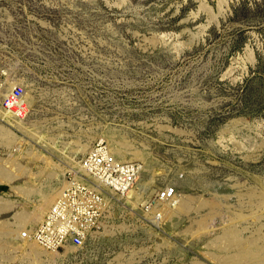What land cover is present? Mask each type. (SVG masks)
Wrapping results in <instances>:
<instances>
[{
    "label": "rangeland",
    "instance_id": "374dc122",
    "mask_svg": "<svg viewBox=\"0 0 264 264\" xmlns=\"http://www.w3.org/2000/svg\"><path fill=\"white\" fill-rule=\"evenodd\" d=\"M0 68L29 102L22 120L0 122V159L33 173L0 184V230L34 229L16 215L40 222L97 140L143 165L144 202L175 190L149 215L138 197L115 200L83 247L53 258L0 233V264H230L240 246L264 255V0H0ZM182 197L188 212L156 217Z\"/></svg>",
    "mask_w": 264,
    "mask_h": 264
},
{
    "label": "built area",
    "instance_id": "2783aa9c",
    "mask_svg": "<svg viewBox=\"0 0 264 264\" xmlns=\"http://www.w3.org/2000/svg\"><path fill=\"white\" fill-rule=\"evenodd\" d=\"M10 80L6 70L0 68V112L5 118L22 120L27 114L24 88L16 85L9 89ZM141 172L140 162L117 160L104 140L95 141L81 157L80 165L66 170V184L42 221L32 230H23L21 238H32L48 250L83 247L91 233L101 229L113 200L127 197ZM174 195V187L167 186L156 198L151 196L144 202L143 212L149 215ZM156 217L160 218L158 210Z\"/></svg>",
    "mask_w": 264,
    "mask_h": 264
},
{
    "label": "bare ground",
    "instance_id": "6f19581e",
    "mask_svg": "<svg viewBox=\"0 0 264 264\" xmlns=\"http://www.w3.org/2000/svg\"><path fill=\"white\" fill-rule=\"evenodd\" d=\"M9 76L11 78V80L9 81V87H8L9 89L13 88L16 85H23V84L19 83L18 81L13 80L10 74H9ZM24 97H25V100H26L27 112H28L29 111V102L27 100V90H26V88L24 89ZM1 114H2V112H0V122L1 123H5L6 122V119H9V118H5ZM18 120L19 119H12V121H15V122L18 121ZM104 141L107 143L106 140H104ZM107 145H108V143H107ZM108 147H109V145H108ZM109 150H110V148H109ZM81 151H87L88 152L89 151V148H87L86 145H82ZM111 151L112 150H110V153H111ZM114 151L119 156H122L123 155V152L119 148H115ZM41 159H42V157H41ZM139 159L142 160L141 158H139ZM143 162H145V161H143ZM74 165L75 166H79L80 165V161L79 162H75ZM70 167H73V166H70ZM142 171H143V165H142ZM24 173L26 175H33L32 172H29V171L21 168L20 166H16V167L13 166V164L11 163V161H9L8 159H0V184H9L10 185L16 176H18L19 174H24ZM65 174H66V172H65ZM141 174H142V172H141ZM141 174H140V176H141ZM139 179H140V177H139ZM65 184H66V178H65ZM65 184H64V186H65ZM64 186H62V188H64ZM138 186H140V182L138 183ZM62 188L60 189V191L58 192V194L56 196L52 197L50 200H47V206L44 207V205H43V206H41L39 208L40 209L39 217L41 219H43V216L49 210V208L53 204V202L57 199V197L59 196ZM12 189H15L16 191H18L15 187H12ZM158 195H155L153 197L156 198ZM132 196H134L135 198L138 197V194H137V191H136V186L134 188H132V190L128 193L127 197L122 198V199L120 198V199H117V200H125V202H128V201L131 200V197ZM177 197H179V196H177ZM172 200H174V198ZM172 200H169V201H172ZM113 201H115V200H113ZM169 201H164V202H169ZM262 201H264V200H262ZM141 203H144V201H143L142 198H139V199H137L134 202V204H136V205L137 204L140 205ZM161 203H163V202H161ZM174 206H175L174 209H171V207L170 208H167L164 215H163V212H161V214H159L161 216L160 219H161L162 222L164 221V217H165V219L166 218L172 219L173 216L175 215V213L173 211L175 209H176V211L178 213H186V212H188L190 210V205H189V202H188V198L187 197L180 198L179 201H177V203ZM16 219L19 220V222L20 221L23 222L24 224L32 223V224L35 225V227H37V225L42 221L41 220L40 222H38L39 220L37 219V216L35 214H33V215L31 214L30 215V214H21V213H18L16 215ZM152 220H154L153 222L155 224H158L159 223L156 220L155 217L154 218L152 217ZM24 229L25 228H24V225H23L20 228V230H15V231H13V230H8V231L0 230V233H5V232L8 233V234H15V233H17V234H20L21 235V233H22V231ZM227 239H229V242L232 245H237L238 244V240H237L236 234L234 233L233 230H229V232L227 234ZM24 240L29 245V248H30L31 252H32V254L34 255V257L36 259L39 258L43 254H46V255H48L51 258L53 256V254H55L56 252L58 253V251L55 250V249L48 250V249L42 247L41 245H39L32 238L24 239ZM65 247H67V246H65ZM236 256H234V255H231L230 256L229 255V256L226 257V260L230 264H264V255H261L259 252L254 251V250H251V249H248V248L243 247V246H240L239 253Z\"/></svg>",
    "mask_w": 264,
    "mask_h": 264
},
{
    "label": "trees",
    "instance_id": "16d2710c",
    "mask_svg": "<svg viewBox=\"0 0 264 264\" xmlns=\"http://www.w3.org/2000/svg\"><path fill=\"white\" fill-rule=\"evenodd\" d=\"M6 188L4 186H0V190H5Z\"/></svg>",
    "mask_w": 264,
    "mask_h": 264
}]
</instances>
